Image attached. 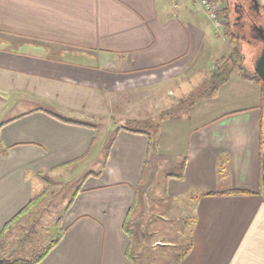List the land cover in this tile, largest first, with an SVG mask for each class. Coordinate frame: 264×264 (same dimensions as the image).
<instances>
[{"label": "crops", "instance_id": "0c3cea01", "mask_svg": "<svg viewBox=\"0 0 264 264\" xmlns=\"http://www.w3.org/2000/svg\"><path fill=\"white\" fill-rule=\"evenodd\" d=\"M214 27L199 0H0V258L36 206L23 211L43 191L37 180L100 155L56 223L59 241L35 264H139L131 229L149 159L180 164L166 193L189 199L194 217L189 250L167 264H264L258 81L233 69L181 123L158 115L152 155L147 132L83 121L114 116L97 108L118 103L127 107L119 121H143L145 102L130 93L159 94L202 65L217 46ZM164 95L157 105L172 104ZM227 190L246 192L205 195Z\"/></svg>", "mask_w": 264, "mask_h": 264}, {"label": "rangeland", "instance_id": "374dc122", "mask_svg": "<svg viewBox=\"0 0 264 264\" xmlns=\"http://www.w3.org/2000/svg\"><path fill=\"white\" fill-rule=\"evenodd\" d=\"M219 1L224 6L222 14L226 15L222 17L224 20L223 24L217 28H213L215 31L212 34L213 38L216 39V35L219 37L216 41L217 46L209 54V57L202 60L200 63L202 65H196L192 67L196 69L189 71L190 73H185L178 79L173 81L171 79V81L166 82L168 84L159 91V94L157 92L154 93L153 87L142 91V93L137 91H135L136 93L134 91L130 93L131 98L135 96V100L140 99L145 102V119L143 121H119L116 113L118 112L121 115L122 111L127 108L121 106L120 103L113 106L105 104L97 108L98 110H106L108 114L114 111V116L108 115L103 120L101 118H87L83 121L102 130L103 127L107 126L109 134L112 132V128L114 129L117 126L121 127L123 125L131 129L147 132L152 139V155L158 145V142L155 140L158 124L157 116H163L162 118H165L167 123H181L185 120L184 118L189 115L188 111L195 101L203 93L207 94L211 90L213 81L215 80L212 76H214L217 69L222 66L228 57L235 60V64H241V68H234L235 71L241 70L242 74H246L248 77L252 76V62L254 56L257 54L256 48L246 43L243 39L239 38L238 40V37L234 33L233 0ZM257 1L260 5L263 4V0ZM228 8L229 10H227ZM262 19L263 17L260 18V20ZM230 28L235 34V40H231L230 35L227 34ZM214 45L215 42L211 47ZM237 54L241 58L238 56L233 58V55ZM231 66L232 63L229 62L228 67ZM216 89V87L212 89V97L217 94ZM162 94H165L164 96H167L171 100V105H168L167 100L164 101L163 106L157 105L156 100H163V98H159ZM122 96L124 95H119V97ZM123 98L125 99V97ZM216 98H218V95L214 99ZM12 100L7 98L8 107L13 106L11 105ZM141 106H143V103ZM137 107V105L131 106L130 109L133 110L128 115L131 117L136 116ZM167 117L170 118L168 119ZM108 133L103 137L105 144L111 138V135ZM102 148V154H104L106 146H102ZM102 161L103 157L97 155L90 162L87 160V163H79L78 167L74 165L73 167L64 168L56 174H45L42 180H37L43 186V194L35 204L36 206L30 215L28 213L26 219L24 218L21 221L23 223L21 227L15 228L14 237H10L12 238L11 242H9L11 245L9 252L11 259H28L58 236L60 226L57 224L61 225L58 220L62 219L67 204L73 198L76 190L83 184L85 173L99 169L100 166L97 165L102 164ZM152 161V159H149L144 181L137 189V206L133 214V228L131 229L133 232L131 253L139 260V264H147L146 262L148 264H167L170 260L174 259L176 254H179V256L183 255L190 246L191 227L194 217L189 199L176 200L175 197L166 193L167 175L178 174L181 170L180 164L162 161L153 163ZM149 178H151V183L147 185ZM6 238L0 243H5L7 241ZM155 240L169 242L170 244L153 246Z\"/></svg>", "mask_w": 264, "mask_h": 264}, {"label": "trees", "instance_id": "16d2710c", "mask_svg": "<svg viewBox=\"0 0 264 264\" xmlns=\"http://www.w3.org/2000/svg\"><path fill=\"white\" fill-rule=\"evenodd\" d=\"M224 15H226V14H224ZM257 22L259 24L261 22V20L260 21H257ZM228 26H229V23H228ZM227 34L230 35V39L231 40H235L236 39L235 34L231 30V28L228 29ZM254 47L256 48V53L259 52V50L261 48V43H258ZM235 56L240 57V55L237 54V55H233V58ZM237 60H238V58H237ZM229 62L232 63V66L231 67H228V63ZM236 67L241 68V64H235V60H232L231 57H228L224 61V63L222 64V66L217 69V71L214 74V76H212L213 79H215V80L213 81V85L211 87V90L213 88H215L217 85L223 83L228 78V76L231 73V71L234 68H236ZM243 76L246 77V78H248V76H246V74H243ZM249 77H251L252 79L258 81L261 84V86L264 87V83L258 77V75H256L254 72H253V75L252 76H249ZM202 95H205V94L203 93ZM124 128L130 130V128H128L126 126H124ZM131 131H138V130H131ZM179 177H181L180 174H179ZM242 192H246V191H238V190H227V191H224V192H212V191H209V192H206L205 195H213V194H218V193H220V194H232V193H242ZM42 194H43V192H41L39 195L33 197L30 200L29 204L23 209V211H26V210H29L30 208H32L37 203V201L41 198ZM61 231L58 233V236L55 239H53L52 241H50L49 243H47L45 246H43L36 254H34L29 259H21V258H18V259H14L13 260V259L10 258V256H4V257L0 258V264H35V263L39 262L48 253V251L59 241V239L61 237V233H62ZM189 248H190V246L186 249V252L189 250Z\"/></svg>", "mask_w": 264, "mask_h": 264}, {"label": "flooded vegetation", "instance_id": "af4514ba", "mask_svg": "<svg viewBox=\"0 0 264 264\" xmlns=\"http://www.w3.org/2000/svg\"><path fill=\"white\" fill-rule=\"evenodd\" d=\"M234 4V27L235 34L240 39L245 40L246 43L256 46L260 41L253 37L254 26L261 25L264 27V8L262 5L256 6L253 0H233ZM263 19L260 21V18Z\"/></svg>", "mask_w": 264, "mask_h": 264}, {"label": "water", "instance_id": "95a60500", "mask_svg": "<svg viewBox=\"0 0 264 264\" xmlns=\"http://www.w3.org/2000/svg\"><path fill=\"white\" fill-rule=\"evenodd\" d=\"M253 1L256 6H259V2L257 0ZM254 30L255 32L253 37L260 41L261 48L253 58L252 70L264 83V27L261 25H255Z\"/></svg>", "mask_w": 264, "mask_h": 264}, {"label": "built area", "instance_id": "2783aa9c", "mask_svg": "<svg viewBox=\"0 0 264 264\" xmlns=\"http://www.w3.org/2000/svg\"><path fill=\"white\" fill-rule=\"evenodd\" d=\"M204 12L206 13L207 17L212 21L215 27H219L223 24L224 20L220 16V12L223 9L222 3L218 2L217 0H199ZM262 7H264V0Z\"/></svg>", "mask_w": 264, "mask_h": 264}]
</instances>
